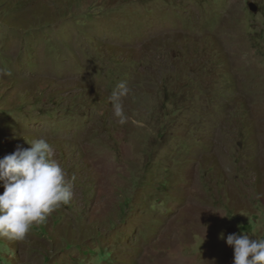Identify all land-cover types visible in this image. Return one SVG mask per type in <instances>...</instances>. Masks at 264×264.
<instances>
[{"label":"rangeland","instance_id":"1","mask_svg":"<svg viewBox=\"0 0 264 264\" xmlns=\"http://www.w3.org/2000/svg\"><path fill=\"white\" fill-rule=\"evenodd\" d=\"M41 138L74 195L0 264H233L264 239V0H0V158Z\"/></svg>","mask_w":264,"mask_h":264},{"label":"clouds","instance_id":"2","mask_svg":"<svg viewBox=\"0 0 264 264\" xmlns=\"http://www.w3.org/2000/svg\"><path fill=\"white\" fill-rule=\"evenodd\" d=\"M128 93L126 82L111 93L113 113L120 124L127 121L122 99ZM28 144V148L17 146L0 158V187L4 189L0 194V239L7 241H24L74 195L75 177L67 178L54 158L53 146L43 138ZM220 238L225 239L223 233ZM225 243L233 250V264H264V239L234 233L227 235Z\"/></svg>","mask_w":264,"mask_h":264},{"label":"water","instance_id":"3","mask_svg":"<svg viewBox=\"0 0 264 264\" xmlns=\"http://www.w3.org/2000/svg\"><path fill=\"white\" fill-rule=\"evenodd\" d=\"M249 7H250V9L252 11H256L257 10L256 6L254 4H252V3L249 5Z\"/></svg>","mask_w":264,"mask_h":264}]
</instances>
